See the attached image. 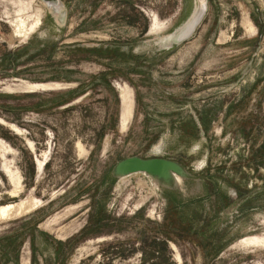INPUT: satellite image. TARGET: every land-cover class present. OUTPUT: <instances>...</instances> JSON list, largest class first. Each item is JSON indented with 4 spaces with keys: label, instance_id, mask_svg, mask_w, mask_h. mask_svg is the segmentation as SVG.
Masks as SVG:
<instances>
[{
    "label": "rangeland",
    "instance_id": "374dc122",
    "mask_svg": "<svg viewBox=\"0 0 264 264\" xmlns=\"http://www.w3.org/2000/svg\"><path fill=\"white\" fill-rule=\"evenodd\" d=\"M60 1L0 0V264H264V0Z\"/></svg>",
    "mask_w": 264,
    "mask_h": 264
},
{
    "label": "water",
    "instance_id": "95a60500",
    "mask_svg": "<svg viewBox=\"0 0 264 264\" xmlns=\"http://www.w3.org/2000/svg\"><path fill=\"white\" fill-rule=\"evenodd\" d=\"M42 1L45 4H47L48 7L54 8L55 10H60L62 8V3L60 0H42ZM197 1L198 3H200L199 0ZM203 2L204 3L201 6L202 14L201 17L199 18L197 26L193 29L191 33L181 38L180 41H185L189 39L194 34V32L201 24V22L204 20L208 11V3L207 0H203ZM123 107L124 104L121 100L122 111H123ZM170 173L174 175H176V173L177 175L178 174L181 175L183 171L182 168L176 163L159 158H155V159H141L137 157L129 158L121 161L116 168V174L121 177L134 175V174H147L154 178H158V180H164L166 183H170L173 181L169 176ZM168 176L169 179H167Z\"/></svg>",
    "mask_w": 264,
    "mask_h": 264
},
{
    "label": "bare ground",
    "instance_id": "6f19581e",
    "mask_svg": "<svg viewBox=\"0 0 264 264\" xmlns=\"http://www.w3.org/2000/svg\"><path fill=\"white\" fill-rule=\"evenodd\" d=\"M199 4H200V6H199V8L196 10V12H195V14H194V16L192 17V19L182 28V29H180V31L178 32V34L176 35V36H169L168 37V39L169 40H173V39H175L176 41H180L181 40V38H183L184 36H186V35H188L189 33H191L192 31H193V29L197 26V24H198V21H199V18L201 17V14H202V9H201V6H202V4L204 3L203 2V0H199ZM38 86H36V88H37ZM34 88V86H31V85H28V86H26V88H24V90H31V89H33ZM28 92V91H27ZM33 92V91H32ZM120 94H121V99H122V102H123V104H124V109H123V113H122V118H121V120H122V125L123 126H127V124H128V122H127V118H131L132 117V110H133V108H132V104H131V99H130V96H129V94H128V92L126 91V90H124V89H121L120 90ZM0 123H2V125L4 124L5 125V123L2 121V120H0ZM14 131H17V132H19V130H17V128H14ZM18 134V133H17ZM1 149V148H0ZM2 152V151H1ZM46 160V159H45ZM45 160L43 159L42 161H40V160H37V163H38V169H39V171H41L42 169H43V166H44V164H45ZM5 172H6V174H8V177L10 178V180L12 181V182H14L15 180H17L15 177H14V175H13V173L11 172V170L9 169V168H5ZM171 179H173L174 180V178H173V176H172V178ZM158 180V179H157ZM167 182H169V181H167ZM180 182V181H179ZM16 183V182H15ZM18 183H19V180H18ZM19 185H20V183H19ZM29 207H25V204L24 203H22V204H20V205H8V206H5V207H2V208H0V218H7V217H10V216H16V215H18L20 212H22V211H24V210H26V209H28ZM173 247V246H172ZM175 249V248H174ZM176 250V249H175ZM177 252V251H176ZM178 256V259H179V261H181L180 260V256L179 255H177Z\"/></svg>",
    "mask_w": 264,
    "mask_h": 264
},
{
    "label": "trees",
    "instance_id": "16d2710c",
    "mask_svg": "<svg viewBox=\"0 0 264 264\" xmlns=\"http://www.w3.org/2000/svg\"><path fill=\"white\" fill-rule=\"evenodd\" d=\"M101 57H102V55H104V53H98ZM105 77V76H104ZM70 101H72V100H70ZM70 101L68 102H66V103H63V104H67V103H70ZM175 209H176V206L175 207H171L170 208V214L172 213V211H173V213H174V211H175ZM173 215V214H172ZM171 215V217H172V226H175L176 225V221L174 220V218H173V216ZM102 221V220H101ZM101 221H99V224L101 223ZM59 255V254H58ZM5 256H7V255H5ZM60 257V256H59Z\"/></svg>",
    "mask_w": 264,
    "mask_h": 264
}]
</instances>
